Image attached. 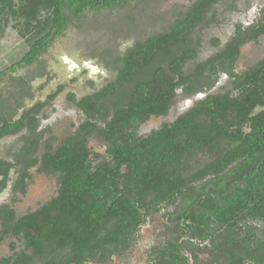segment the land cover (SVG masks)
<instances>
[{
  "label": "trees",
  "instance_id": "16d2710c",
  "mask_svg": "<svg viewBox=\"0 0 264 264\" xmlns=\"http://www.w3.org/2000/svg\"><path fill=\"white\" fill-rule=\"evenodd\" d=\"M126 1L0 0V34L12 20L28 46L7 69L34 62L63 33L66 11L79 17ZM218 1L194 0L168 29L128 48L113 81L79 99L70 94L84 119L55 149L46 143L38 160H0L1 174L15 168L14 189L21 194L35 164L38 172L58 175L56 195L38 208L18 215L9 204L0 206V243L14 237L20 246L0 264H105L130 245L147 215L179 199L170 220L199 242L209 239L214 261L264 264V237L252 228L231 234L244 220L264 226V57L240 74L233 71L240 47L264 35V8L256 22L236 23L224 47L193 73L183 72L196 55L190 34ZM220 72L230 78L228 88L206 93L173 121L138 133L149 117L167 115L179 87L187 96L204 92ZM54 97L2 120L0 137L33 130ZM96 134L105 145L102 155L88 147ZM200 153L209 160L186 170ZM211 224L224 230L222 236L212 237ZM202 250L208 251L206 245ZM152 255L151 264H189L177 241Z\"/></svg>",
  "mask_w": 264,
  "mask_h": 264
},
{
  "label": "rangeland",
  "instance_id": "374dc122",
  "mask_svg": "<svg viewBox=\"0 0 264 264\" xmlns=\"http://www.w3.org/2000/svg\"><path fill=\"white\" fill-rule=\"evenodd\" d=\"M193 1L127 0L122 5L108 9L86 10L79 17L66 11L69 21L63 33L54 38L30 65L13 70L7 68L23 55L28 46L13 26L14 22L9 20L0 34V71L7 69L0 75V118L8 116L9 120L15 119L24 109L39 101H46L52 94L55 97L38 114L33 130L24 128L0 140V155L10 157L13 161L18 158L24 161L31 157L38 160L46 150V143L51 150L55 149L61 139L74 132L84 119L69 95L73 94L75 99H79L113 81L125 51L146 37L168 29ZM263 8L264 0H220L214 4L205 19L190 34L196 55L184 65L183 72L193 73L197 63L224 47L236 23L248 25L256 22ZM263 57L264 35L257 42H248L240 47L233 71L240 74ZM229 83L230 78L220 72L204 92L187 96L179 87L167 115L149 117L139 127L138 133L146 134L164 122L173 121L196 99L206 93L222 92L230 86ZM88 147L92 154L98 155H102L105 149L97 134L88 138ZM26 148H29V153H26ZM209 158L204 153L197 154L187 162L186 170L197 168ZM37 168L35 164L28 169L30 178L26 181L25 194L12 192L10 188L0 194V200L11 204L18 215L38 208L57 193L58 175L41 173ZM179 202L180 199L173 205H165L158 212L147 215L130 245L111 255L105 264H151L155 248L172 241L181 245L182 251L189 257V264H218L209 251V239L199 242L191 233L181 232L170 220ZM251 228L258 236L264 237V226L254 220L240 222L238 230L231 231V234L242 236ZM208 232L213 238H219L224 230L211 224ZM186 241H192L198 248H192ZM205 245L208 251L202 250ZM19 247L14 237L4 239L0 243V257L12 254Z\"/></svg>",
  "mask_w": 264,
  "mask_h": 264
},
{
  "label": "flooded vegetation",
  "instance_id": "af4514ba",
  "mask_svg": "<svg viewBox=\"0 0 264 264\" xmlns=\"http://www.w3.org/2000/svg\"><path fill=\"white\" fill-rule=\"evenodd\" d=\"M24 110H26V109H24ZM7 117L8 116L0 118V126L3 125V123H1L2 120H6V121L9 120ZM6 136L0 137V140ZM0 160H4L5 162H8V163L14 162L10 157L3 156V155H0ZM16 178H17V173L15 172V168H12V167L9 168L7 170V173L4 175L0 173V194L3 193V191L7 190L8 188H10L12 192L19 191L18 187H17V189H14V183L16 181ZM25 189H26V187H25ZM12 194H14V193H12ZM6 204H8V203H6V201L0 200V206L6 205ZM9 205H11V204H9Z\"/></svg>",
  "mask_w": 264,
  "mask_h": 264
}]
</instances>
